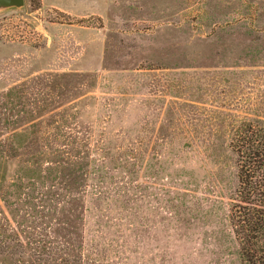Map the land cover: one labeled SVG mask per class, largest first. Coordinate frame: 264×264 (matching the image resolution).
Listing matches in <instances>:
<instances>
[{
	"label": "rangeland",
	"instance_id": "1",
	"mask_svg": "<svg viewBox=\"0 0 264 264\" xmlns=\"http://www.w3.org/2000/svg\"><path fill=\"white\" fill-rule=\"evenodd\" d=\"M14 90L56 105L39 135L69 163L53 172L59 240L98 264H241L231 140L264 119V0H25L0 11V94ZM27 159L4 164L2 191Z\"/></svg>",
	"mask_w": 264,
	"mask_h": 264
},
{
	"label": "trees",
	"instance_id": "2",
	"mask_svg": "<svg viewBox=\"0 0 264 264\" xmlns=\"http://www.w3.org/2000/svg\"><path fill=\"white\" fill-rule=\"evenodd\" d=\"M31 98L22 90L0 94V258H6L0 264H98L93 257L95 250L86 249L82 240L61 241L56 236L55 226H59L61 216L58 207L64 198L68 199L62 194L64 182L59 175L69 163L60 165L59 161H49L57 152L50 146L49 139L56 138L55 131L44 132V137L48 138L39 135L43 121H49L57 112L55 108L50 113L48 107L56 105ZM37 112L41 113L38 117ZM27 121L30 124L23 127ZM232 132L238 186L231 198L229 222L241 264H264V119L243 121ZM60 136L68 138L70 135ZM41 139L48 143L40 144ZM21 155L28 158L25 163L30 165L29 175L24 168L23 178L2 191L6 185L5 175H2L4 164L10 165L9 161ZM43 161L47 166L58 167L45 169L40 165ZM76 173L64 176L68 189L75 184ZM7 197L16 203L9 199L6 202ZM1 200L7 205L9 217L2 212ZM19 202L28 203L29 209H17ZM29 216L30 226L26 227L22 220Z\"/></svg>",
	"mask_w": 264,
	"mask_h": 264
},
{
	"label": "water",
	"instance_id": "3",
	"mask_svg": "<svg viewBox=\"0 0 264 264\" xmlns=\"http://www.w3.org/2000/svg\"><path fill=\"white\" fill-rule=\"evenodd\" d=\"M25 5V0H0V11L9 9H21Z\"/></svg>",
	"mask_w": 264,
	"mask_h": 264
}]
</instances>
